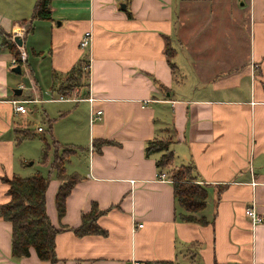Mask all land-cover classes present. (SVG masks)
Segmentation results:
<instances>
[{
	"label": "crops",
	"instance_id": "0c3cea01",
	"mask_svg": "<svg viewBox=\"0 0 264 264\" xmlns=\"http://www.w3.org/2000/svg\"><path fill=\"white\" fill-rule=\"evenodd\" d=\"M36 2L0 0V204L9 200L3 176L50 175L46 209L62 228L55 264L132 258L264 264V221L253 224L245 213L254 206L264 216V0H51L49 18L35 17ZM86 30L92 42L82 49ZM4 34L18 52L14 37L23 39L28 57L21 73L12 69L17 55L1 45ZM85 53L86 84L69 95L54 91L55 78L64 79ZM15 99L86 102L85 145L61 109L47 114L46 158L37 169L36 160L24 164L27 155L17 154V145L28 138L19 140L17 128L45 129L30 126L32 113L16 112ZM91 106L103 110L94 122ZM59 123L65 130L57 133ZM161 134L173 138L172 167L190 165L194 180L207 187L206 206L196 213L205 223L182 220L173 181L158 177L163 152L147 154L146 147ZM54 141L80 148L65 164L79 180L62 216L55 203L61 179L51 167ZM94 203L103 210L97 223L104 232L78 235L73 228ZM0 264L51 262L34 248L14 256L12 223L0 216Z\"/></svg>",
	"mask_w": 264,
	"mask_h": 264
},
{
	"label": "trees",
	"instance_id": "16d2710c",
	"mask_svg": "<svg viewBox=\"0 0 264 264\" xmlns=\"http://www.w3.org/2000/svg\"><path fill=\"white\" fill-rule=\"evenodd\" d=\"M51 0H37L34 8L35 17H50ZM8 47L18 55V49L12 37L4 34L1 44ZM166 53L172 56L174 50L170 45V38H167ZM88 55L85 53L69 74L62 79L55 78L53 89L60 95H69L83 84V79L88 75ZM18 139L30 137L33 132L30 127L25 129L17 128ZM100 145L107 143L105 139L95 140ZM172 136L159 135L150 140L146 147L147 154L163 152L157 160L158 167L163 170L170 168L169 174L172 178L174 196L179 212L177 215L185 221L205 223L204 218H199L196 213L205 208L207 203L208 190L203 184L194 180L192 167L190 165L173 166L174 153L169 149ZM95 143V142H94ZM54 156L51 162L52 170L61 179V184L55 195V203L59 216L65 213L66 198L73 186L79 180L76 174L67 173L65 164L68 156L74 151L70 146H63L54 141ZM47 144L43 147V159L46 158ZM3 182L7 183V194L9 200L0 204V216L12 223V254L17 257L27 256L30 249L34 248L37 255L43 260H49L51 264L57 261L56 236L62 228L56 227L46 209V191L50 181V175L37 174L24 177L13 175L3 176ZM103 213L97 204H93L90 212L83 214L81 224L73 230L78 235L90 233H103L104 229L97 223L98 217ZM146 264H175L171 260H156ZM189 264H197L191 262Z\"/></svg>",
	"mask_w": 264,
	"mask_h": 264
},
{
	"label": "rangeland",
	"instance_id": "374dc122",
	"mask_svg": "<svg viewBox=\"0 0 264 264\" xmlns=\"http://www.w3.org/2000/svg\"><path fill=\"white\" fill-rule=\"evenodd\" d=\"M185 61H186L185 62L186 65H190V62L187 57L185 58ZM22 74L25 76L24 72ZM23 81L27 82V78L24 77ZM86 104H87L86 102H82V101H79L77 104L75 102L27 103L26 106L29 112L32 113L30 116L31 118L30 126H42L45 129V131L35 132V133L33 132V134L30 137H27L28 139H24L22 142L18 143L17 154L22 152V150L24 149V152L27 155L26 160L23 163L29 165L34 160H36V164L32 168L33 169L39 168L40 161L43 160L41 147H44V145L47 144V142L52 144V134L49 130L47 114H49L50 117L58 116L61 109L62 112H66V115L68 116L67 121L72 122L73 126H75L74 134L77 133L79 134L78 143L85 145L84 143L88 134V124H89L88 109ZM59 124L60 125H57L58 127L57 133L59 129L64 126L63 123H59ZM77 125L79 129L76 128ZM64 128L65 127H63V129ZM70 147L75 150H77V148L80 149L79 147L76 146H70Z\"/></svg>",
	"mask_w": 264,
	"mask_h": 264
},
{
	"label": "built area",
	"instance_id": "2783aa9c",
	"mask_svg": "<svg viewBox=\"0 0 264 264\" xmlns=\"http://www.w3.org/2000/svg\"><path fill=\"white\" fill-rule=\"evenodd\" d=\"M91 42H92V32H91V30H86L81 37L80 47L82 49H89L91 46ZM27 57H28L27 51L22 47V45L21 46L19 45V54L12 59L11 64L13 66H15L17 64H21V66H22L26 63ZM60 98L63 99L65 97L61 96ZM88 100L92 103L94 101V97L90 95L88 97ZM28 101H30V100L29 99H15V100H13L14 110L16 112H20V113H27L28 108L26 106V103ZM102 114H103L102 109L94 108L91 106L90 121L94 122ZM38 130L42 131V130H44V128L42 126H39ZM158 175H159L158 177L160 179L172 181L170 174L166 170L160 171V173ZM245 213L247 216H249L251 218L253 224H257V223L264 221V216L262 214H260L259 212H257V210L255 209L254 206H248L245 210ZM141 225L142 224H139V226H141ZM127 264H146V262H143L142 260L137 259V258H132Z\"/></svg>",
	"mask_w": 264,
	"mask_h": 264
},
{
	"label": "water",
	"instance_id": "95a60500",
	"mask_svg": "<svg viewBox=\"0 0 264 264\" xmlns=\"http://www.w3.org/2000/svg\"><path fill=\"white\" fill-rule=\"evenodd\" d=\"M122 7H125V4H122ZM14 40L18 45H20V46L23 45V39L19 35L15 36ZM12 69L15 72L21 73V70H22L21 64L15 65ZM14 92H15V94L19 95V94H21L22 89L20 87H17L14 89Z\"/></svg>",
	"mask_w": 264,
	"mask_h": 264
}]
</instances>
